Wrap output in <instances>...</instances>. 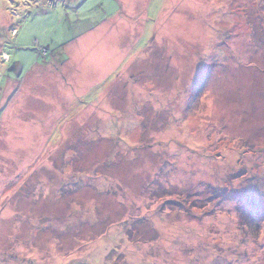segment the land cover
Listing matches in <instances>:
<instances>
[{
  "label": "rangeland",
  "instance_id": "374dc122",
  "mask_svg": "<svg viewBox=\"0 0 264 264\" xmlns=\"http://www.w3.org/2000/svg\"><path fill=\"white\" fill-rule=\"evenodd\" d=\"M0 264H264V0H0Z\"/></svg>",
  "mask_w": 264,
  "mask_h": 264
},
{
  "label": "crops",
  "instance_id": "0c3cea01",
  "mask_svg": "<svg viewBox=\"0 0 264 264\" xmlns=\"http://www.w3.org/2000/svg\"><path fill=\"white\" fill-rule=\"evenodd\" d=\"M100 37H102V36H80L79 38H83V39L86 38L84 40L83 44L84 45H87V44L90 45L91 41H92L91 43L96 42ZM112 70H114V69H110L109 72ZM109 75H110V73H108V76Z\"/></svg>",
  "mask_w": 264,
  "mask_h": 264
}]
</instances>
